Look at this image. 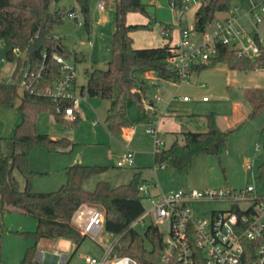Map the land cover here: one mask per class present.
<instances>
[{"label":"trees","instance_id":"trees-1","mask_svg":"<svg viewBox=\"0 0 264 264\" xmlns=\"http://www.w3.org/2000/svg\"><path fill=\"white\" fill-rule=\"evenodd\" d=\"M59 0H0V39L19 46L24 57L16 56L12 47L7 50L8 58L16 61L13 77L19 80L24 71L32 78L37 89L45 90L60 78V64L54 53L65 58L82 60L76 50L64 44V37H55V27L64 22L69 10L53 2ZM90 1L75 0L84 14V24L90 26ZM107 5L108 1L104 0ZM176 6L182 7L183 0H174ZM240 0H202L195 11V26L202 30L209 26L219 12L229 11ZM115 28L112 34L113 57L108 60L107 67H88L85 70L87 82L81 86V93L92 97L110 100L106 112L105 124L115 135H122L124 127L130 125L127 116V100H137L139 120L146 121L151 113L142 97L146 96L148 85L143 74L155 71L160 78L178 81L177 73L166 63L170 53V42L162 46L135 47L132 32L148 29V23H128L129 12L148 14L146 4L142 0H114ZM167 25V24H166ZM257 42L262 46L260 54H240L237 49L218 43L216 54L206 63L196 65L194 69H202L217 61H225L232 69L244 71L264 68V46L258 36ZM33 72V74H32ZM35 73V74H34ZM39 75L37 76V74ZM19 84L15 81L0 79V105L6 108L17 105L21 113L20 121L14 132L8 136V150L0 149V202L2 206L13 207L25 214L37 217V226L32 231H19L35 240L30 245L20 262L14 264H45L37 259V244L41 238L67 237L77 243L83 242L82 234L72 223L71 215L82 202L98 203L105 208V229L113 234H120L115 243L114 252L129 254L140 264H179L177 258L165 259L164 233L159 226L149 222L144 234L140 233L132 223L144 212L145 204L139 191V184L145 179L140 172H135L129 182L113 185L107 180H99L93 189L84 186V180L105 170L107 166L74 163L66 168L67 179L58 189L51 191H35L32 179L39 172L30 167V152L36 145L45 146L49 150L59 151L69 146L72 140L66 137L52 139L48 133L40 132L37 118L42 112H51L57 121H67L64 108L71 101L65 98L54 99L49 93L23 89L20 94ZM247 98L252 102L249 119L264 113V90L256 89V93ZM138 91L140 97L135 92ZM208 128L203 131L185 130L181 137L169 146H164L154 153L156 164L173 166L182 171L188 170L197 155L222 156L228 150L231 133L240 125L223 129L214 113L205 114ZM81 119L78 111L70 123ZM263 159L258 166V177L264 181V124ZM0 137V146H1ZM17 169L25 177L26 184L22 188L14 170ZM149 244V245H148ZM77 247L75 251L77 250ZM73 252V254L75 253ZM195 264H205L204 255L198 246H194ZM73 254L71 256H73ZM71 258V257H70ZM69 258V260H70ZM240 264H258L255 243L244 240V251Z\"/></svg>","mask_w":264,"mask_h":264},{"label":"rangeland","instance_id":"rangeland-1","mask_svg":"<svg viewBox=\"0 0 264 264\" xmlns=\"http://www.w3.org/2000/svg\"><path fill=\"white\" fill-rule=\"evenodd\" d=\"M99 1H90L89 28L84 24V14L75 0H59L53 2L51 6L52 9L57 5L65 6L67 9L73 8L77 14L76 18L65 17L63 23L56 25L55 32L64 37V43L69 49H75L82 57V60L75 61L78 90L87 82L86 68H105L108 60L113 57L112 34L116 15L114 0H107L108 3L103 9L98 7ZM142 1L146 4L148 14L130 12L128 15L129 22L149 24L148 29L134 32L136 43L145 38L158 37L159 29L166 24L175 32L181 18L185 25H194L198 4L191 3L189 10L184 12L183 8L172 6L171 0ZM255 1L259 0H240L235 4L245 10ZM78 20L82 23L79 24ZM244 26L251 35L258 31L264 40V19L256 28L245 19ZM247 42L251 43L250 40ZM11 47L8 41H3V45L0 46V79L8 80L14 71L16 61L8 58L6 54ZM21 56L24 57V53ZM246 88L252 89L250 94L253 95L256 93L255 88H264V69L250 71L232 69L225 61H217L199 71L195 70L187 81L169 80L157 85L148 84L147 94L142 97V101L146 104L150 99L156 100L159 96L161 101L156 102L158 112L151 115L154 123L148 120L140 121L137 100L128 98L127 116L130 124L135 127L130 139L123 135H115L107 129L105 117L110 100L106 98L81 95L79 107L82 118L77 123H70V119L57 121L51 112H42L37 118L39 131L58 136L51 137L52 139L69 138L72 143L61 147L59 151H52L40 145L32 148L30 167L39 172L32 179V188L35 191L58 189L67 179L66 168L79 162L107 166L105 170L84 180V186L88 189H93L99 180H107L113 185L129 182L134 173L141 170V178L146 180L152 193L168 192L171 189H239L247 184H253L258 192L263 194L264 181L258 177V166L263 159V135L260 129L264 123V113L253 119L247 117L250 104L245 100ZM18 91L23 94L22 85H19ZM184 95L190 97L189 100H184L182 98ZM205 95L208 101L203 100ZM20 100L18 97L14 107L6 108L0 105L2 137L0 149L4 152L8 150L6 138L13 134L14 126L21 119V113L17 108ZM207 113H214L218 123L224 128L240 125L231 133L225 154L197 155L191 167L184 171L155 163V134L149 133L148 127L156 124L158 118L166 116L165 124L156 129L164 137V146H169L177 134L175 131L191 127L188 119L202 120ZM257 145L260 149L256 148ZM128 147L134 150V164L120 167L117 162ZM247 163L252 164V167L247 168ZM14 173L20 186L24 188L25 177L17 169ZM143 202L148 205L146 200L143 199ZM191 206L196 215L209 216L213 208H228L230 202L208 199L192 202ZM149 222L150 217H146L144 222L136 225V229L144 234L146 224ZM36 226L37 217L10 206L3 207L0 202V264L21 261L26 249L33 245L35 240L19 231H32ZM159 228L165 235L167 234V224H160ZM115 238L116 234L105 228L98 234L97 240L85 236L79 247L75 241L67 237L41 238L37 244L36 257L38 253L43 252L53 258L52 255L59 251L71 257L67 264H78L81 254L103 257L107 244L113 242Z\"/></svg>","mask_w":264,"mask_h":264},{"label":"built area","instance_id":"built-area-1","mask_svg":"<svg viewBox=\"0 0 264 264\" xmlns=\"http://www.w3.org/2000/svg\"><path fill=\"white\" fill-rule=\"evenodd\" d=\"M201 1L183 0L181 8L186 12L191 3L199 6ZM171 5L176 6L174 0H171ZM98 7L105 8V1L100 0ZM221 13L223 14H217L215 20L202 30L196 28L195 22L193 26H188L183 23L182 18L180 19L178 39L170 44V53L166 59L167 65L177 73L179 82L189 80L196 65L211 60L216 54L218 43L235 48L240 54L253 55L262 52V46L255 36H258L263 46L264 40L258 31L251 35L244 26V20L248 19L256 28L264 19V0L252 4L247 10H242L235 4L229 11ZM66 17L76 18V11L69 10ZM78 23L81 24V20H78ZM171 30L172 28L166 25L161 29V34L169 36ZM55 37L58 35L55 34ZM249 40L251 43L247 42ZM3 41L0 39V46L3 45ZM12 52L16 56L23 53L19 46L12 47ZM53 56L60 64L61 76L46 91H40L34 86L31 77L35 75L28 76L27 70L19 80L12 75L8 81L17 82L23 89L49 93L54 99H69L71 103L64 108V116L73 119L83 95L81 87L78 90L76 85V63L59 53H54ZM152 73L153 71L149 70L145 74L154 84L160 77ZM182 98L189 100L190 97L184 95ZM203 99L207 100L208 97L204 96ZM157 100H160L159 96ZM146 108L151 113L156 109L153 103H147ZM147 131L155 134L154 153L160 151L165 145L164 137L155 127H148ZM256 148L260 149V146L257 145ZM133 163L134 150L128 149L122 154L117 165L123 167ZM251 167L252 164L247 163V168ZM139 191L148 205H145L143 214L132 223V226L144 222L146 217H150V222L158 226L167 224L168 232L164 234L163 248L166 260L175 257L179 264H195L196 245L204 255L205 264H240L244 240H250L255 243L258 264H264V193H259L253 184H247L239 189H171L168 192L152 193L148 183L143 181L139 184ZM208 199L226 200L230 202V206L214 209L209 216L196 215L191 203ZM71 223L85 236L97 240L98 234L105 228V208L98 203L82 202L73 211ZM119 238L120 234H117L115 240L107 244L103 257L81 254L78 264H140L129 254L114 252L115 243ZM46 256L40 252L37 259L42 262ZM52 257L56 261L55 264H67L70 258L59 251Z\"/></svg>","mask_w":264,"mask_h":264},{"label":"crops","instance_id":"crops-1","mask_svg":"<svg viewBox=\"0 0 264 264\" xmlns=\"http://www.w3.org/2000/svg\"><path fill=\"white\" fill-rule=\"evenodd\" d=\"M256 2H258V1H255L254 3H256ZM253 3V4H254ZM238 5V4H237ZM240 6V5H239ZM252 6V5H251ZM250 6V7H251ZM241 7V6H240ZM250 7H247L245 10H247L248 8H250ZM242 8V7H241ZM196 11V10H195ZM130 13V12H129ZM129 13L127 14V22L128 23H133V22H129L128 21V15H129ZM219 15H222L223 13H218ZM136 23H141V22H136ZM164 26H166V25H164ZM163 26V27H164ZM168 26H170V25H168ZM162 27V28H163ZM161 28V29H162ZM161 29H159V36L157 37L156 36V38H154V39H152L151 37H149L148 39H146L145 38V40H143V41H141L140 43H136V41H135V36H134V32L136 31H133L131 34H132V36H133V38H134V43H133V45L135 46V47H150V46H162V45H164L165 43H168V42H170V44L171 43H173L175 40H177L178 39V28L177 29H175V32H173V30H171V32H170V34H169V36H163L162 34H161ZM138 30H143V29H138ZM137 30V31H138ZM58 36H62V35H60V34H58V33H56ZM65 44V43H64ZM90 44H92V42L90 41ZM66 45V44H65ZM67 46V45H66ZM75 50V49H74ZM15 68V67H14ZM261 69H264V68H261ZM195 70H198L199 71V69H193V71L192 72H194ZM13 74V73H12ZM154 76H157V73L155 72V71H153V73H152ZM143 77H144V79H145V81H146V83H147V85L148 84H151V85H157V84H160L161 82H163V81H169V80H172V81H175V80H173V79H163V78H159V80L157 81V83H151L147 78H146V74L144 73L143 74ZM248 89H250V88H246L245 89V100L250 104V111H251V108H252V102L251 101H249L248 100V98H247V90ZM255 89H263L264 90V88H255ZM206 96V95H205ZM204 97V96H203ZM204 100V99H203ZM209 99H207V100H204V101H208ZM159 101H161V98H160V100H157V98H156V100H154V99H150L147 103H153L154 105H155V107H156V109H155V111L153 112V114H156L158 111H157V107H158V105H157V103L159 102ZM157 102V103H156ZM146 103V104H147ZM81 104V103H80ZM80 106V105H79ZM77 111H78V113H79V115L81 116V110H80V107H78L77 108ZM249 111V112H250ZM81 118H82V116H81ZM165 119H166V116H162V117H160V118H158L157 120H156V124H154V125H152L151 127H155V128H161V126L162 125H164L165 123ZM168 119V118H167ZM169 119H172V118H169ZM149 122H151V123H154V121H153V116L148 120ZM19 122V121H18ZM164 123V124H163ZM17 124V123H16ZM188 124H189V126H191V127H187V129H184V130H181V131H175V133H177V134H175V136H174V139L172 140V142L175 140V139H177V138H180L181 137V135H180V133L182 132V131H185V130H194V131H203V130H206L207 128H208V125H207V118L204 116V118L202 119V120H197V119H188ZM197 124H199L198 126H197ZM264 124V123H263ZM221 126V125H220ZM263 126V125H262ZM15 127V126H14ZM107 127V126H106ZM222 127V126H221ZM233 127V126H232ZM232 127H228V128H232ZM235 127V126H234ZM134 125H132V124H130L129 126H127V127H124V129H123V136H126L128 139H130L131 138V136H132V133H133V131H134ZM223 129H228V128H224V127H222ZM262 128V127H261ZM108 129V128H107ZM109 130V129H108ZM172 130V129H171ZM261 130V129H260ZM235 131V130H234ZM111 132V131H110ZM112 133V132H111ZM51 137H58L57 135H55V134H52V135H50ZM171 142V143H172ZM170 143V144H171ZM128 149H130L129 147H128ZM133 150V149H132ZM134 164V163H133ZM136 172H140L141 173V170H138V171H136ZM121 184V183H120ZM215 208H213L212 210H211V212L214 210ZM43 261V263H45V264H50V263H52V264H55L56 263V261H55V259L54 258H51V257H49L48 255L45 257V259L44 260H42Z\"/></svg>","mask_w":264,"mask_h":264},{"label":"water","instance_id":"water-1","mask_svg":"<svg viewBox=\"0 0 264 264\" xmlns=\"http://www.w3.org/2000/svg\"><path fill=\"white\" fill-rule=\"evenodd\" d=\"M135 94H136L138 97H140V95H139V92H138V91H136V92H135Z\"/></svg>","mask_w":264,"mask_h":264}]
</instances>
